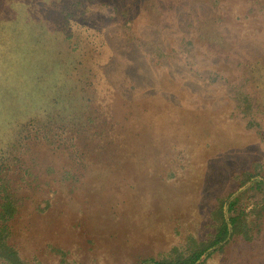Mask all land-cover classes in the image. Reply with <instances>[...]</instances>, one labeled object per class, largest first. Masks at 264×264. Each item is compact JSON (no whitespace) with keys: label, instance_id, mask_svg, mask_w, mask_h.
Instances as JSON below:
<instances>
[{"label":"rangeland","instance_id":"rangeland-1","mask_svg":"<svg viewBox=\"0 0 264 264\" xmlns=\"http://www.w3.org/2000/svg\"><path fill=\"white\" fill-rule=\"evenodd\" d=\"M137 2L78 0L66 19L72 63L51 49L46 69L0 71V198L17 205L0 237L24 264L187 253L211 238L218 200L243 173L264 172V0ZM55 75L58 107L73 121L90 114L78 132L68 116L38 121L57 106H46ZM258 198L240 194L252 238L234 236L206 264H264Z\"/></svg>","mask_w":264,"mask_h":264},{"label":"trees","instance_id":"trees-1","mask_svg":"<svg viewBox=\"0 0 264 264\" xmlns=\"http://www.w3.org/2000/svg\"><path fill=\"white\" fill-rule=\"evenodd\" d=\"M137 1L134 0L136 4L139 3ZM76 2L78 3V0H0L1 73L6 69L8 76L15 78L17 75L11 76L10 74L14 67L17 68L20 64H24V66L28 65L31 69L33 67L42 68V66L43 69H46L48 67L47 62L52 59L51 49L70 56L71 61L69 63H72L71 53L73 49L75 50V47H72L73 49L70 47L71 42L69 38L72 36V33L68 30L66 19L67 15L78 5ZM43 69L38 70L45 72ZM69 69L72 75L73 71L77 70L74 67ZM7 71H4V73ZM50 73L52 74V68ZM33 77L36 81L43 78L42 75L36 73ZM77 81L79 83L76 85V91L78 93L77 96L80 97V95H83L81 79L78 78ZM57 84L58 77L55 75L45 89L53 94V97L46 106L57 105L54 107L53 116L47 114L38 121L39 123H44V121L48 122L49 119L53 121L57 118L58 121L62 122L65 119L63 116H68L69 119H65V123H67L66 129L72 132V129L78 128L74 130L78 132L86 122L90 121V114L82 122L78 119L73 121L74 117L71 110L66 109V105L58 107V104L55 103V85ZM5 87L0 84V90ZM19 91L21 90L17 89L14 91V96L18 97L17 93ZM34 101L40 103V99ZM20 127L22 129L25 128L24 121L20 122ZM77 135L79 137V134ZM11 139L7 141H11ZM85 139L87 140V138ZM0 141L1 144L6 145L4 139H0ZM8 152L9 150L2 152L0 162H6L7 158H4V155L5 153L8 154ZM0 186L7 187L4 184H0ZM247 189H251L261 196V198H258L257 205H260V203L264 205V172H262V165L256 163L253 165L252 170L245 171L237 187L226 197L218 200V204L212 213L215 225L211 238L194 243V246L187 253L176 252L173 255H166L159 259L146 257L140 259L137 264H206L207 259L214 252L221 251L234 236L239 235L244 239L250 240L253 236L252 231L255 230L253 224L255 225L256 221L255 219H249L252 213L251 209L247 212L245 206H240V194ZM14 195V193H6L3 200L0 198L2 200L0 202V224H2L3 229L6 231L8 228L7 222L14 216L17 208ZM263 208L264 206H261V210ZM260 230L259 228L257 232ZM5 238L0 237V257L9 264H24L19 259L15 248L10 246Z\"/></svg>","mask_w":264,"mask_h":264}]
</instances>
